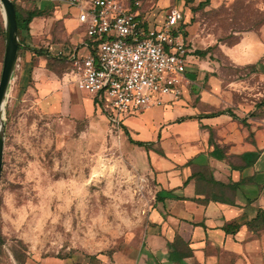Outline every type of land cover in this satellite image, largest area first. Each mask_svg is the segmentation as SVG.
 I'll list each match as a JSON object with an SVG mask.
<instances>
[{
	"label": "rangeland",
	"instance_id": "obj_1",
	"mask_svg": "<svg viewBox=\"0 0 264 264\" xmlns=\"http://www.w3.org/2000/svg\"><path fill=\"white\" fill-rule=\"evenodd\" d=\"M141 3L136 12L156 25L164 23L171 5L182 4L186 40L193 52L208 50L205 56L193 53L202 66L196 69L201 72L197 82L207 88L205 77L211 73L234 105L264 109V0H211L203 7L198 0ZM18 5L25 12L41 3L22 0ZM48 6L32 22L31 34L22 33L25 43L46 51L78 47L82 27L72 40L55 14L61 3ZM4 52L0 2V77ZM59 82L73 93H88L71 74L65 52L47 58L20 45L5 106L0 264H168L172 255L161 260L155 245L162 238L153 235L149 222L155 180L132 141L137 139L110 119L114 112L107 100L92 93L94 110L81 102L73 111L55 108L62 94V86L55 85ZM197 87L192 83L190 93ZM251 233L239 263L264 264V225ZM229 259L228 264L237 262L235 256Z\"/></svg>",
	"mask_w": 264,
	"mask_h": 264
},
{
	"label": "crops",
	"instance_id": "obj_2",
	"mask_svg": "<svg viewBox=\"0 0 264 264\" xmlns=\"http://www.w3.org/2000/svg\"><path fill=\"white\" fill-rule=\"evenodd\" d=\"M15 1L18 5L22 0ZM124 1L134 10L140 7L135 1L142 4V0ZM38 2L41 6L32 9L44 10L51 8L47 7L50 3H61L55 14L72 40L79 38L76 28L83 29L78 47L55 51L57 48L51 46L50 52L55 56L65 52L69 57L76 50L79 54L88 53L85 42L89 39L76 17V8L66 0ZM175 5L184 10L182 4ZM38 17L30 23V34L32 22L39 20ZM193 53L187 72L191 82L184 88L182 97L174 103L129 115L119 128L127 130L134 139L147 142L134 145L144 154L155 180L149 222L153 225V235L162 238L156 241L160 246L155 245L162 252L161 260L166 261L172 255L168 264H228L229 256H235L237 262L233 264H240L252 234L248 221L259 210L264 211V109L257 105L253 109L245 104L234 105L220 90L219 78L211 73L205 77L208 87H202L197 82L201 72L199 75L196 71L202 66L193 59ZM192 83L198 84V92L193 94ZM56 84L62 86L59 87L62 94L55 98V108L61 105L73 111L78 102L90 110L96 108L90 92L73 93L69 85ZM228 223H239L240 227L229 232L225 228ZM259 223L263 226V220ZM181 243L187 244L192 253L180 256Z\"/></svg>",
	"mask_w": 264,
	"mask_h": 264
},
{
	"label": "built area",
	"instance_id": "obj_3",
	"mask_svg": "<svg viewBox=\"0 0 264 264\" xmlns=\"http://www.w3.org/2000/svg\"><path fill=\"white\" fill-rule=\"evenodd\" d=\"M88 41V53H70L79 88L107 100L110 119L178 101L191 82L193 52L185 38L184 10L171 5L156 25L124 0H66ZM135 4L140 5L139 1Z\"/></svg>",
	"mask_w": 264,
	"mask_h": 264
},
{
	"label": "water",
	"instance_id": "obj_4",
	"mask_svg": "<svg viewBox=\"0 0 264 264\" xmlns=\"http://www.w3.org/2000/svg\"><path fill=\"white\" fill-rule=\"evenodd\" d=\"M5 20V52L0 77V177L2 174L5 147V106L8 91L16 68L20 39L17 10L14 0H0Z\"/></svg>",
	"mask_w": 264,
	"mask_h": 264
},
{
	"label": "trees",
	"instance_id": "obj_5",
	"mask_svg": "<svg viewBox=\"0 0 264 264\" xmlns=\"http://www.w3.org/2000/svg\"><path fill=\"white\" fill-rule=\"evenodd\" d=\"M15 1V0H14ZM191 0H188V2ZM211 0H201L198 3V7H203L206 4L210 3ZM16 10H17V22H18V33H19V39H20V45L25 46L27 49H30L31 51H33L35 54H45L47 55V57H55V55H53L50 51H46L42 48H37V47H33L32 45L25 43L24 41V36H22V33L25 32L26 35H30V23L33 20V18L35 16L38 15H42L43 14V10L42 9H32V10H27L25 12L21 11L20 8L18 7L16 1ZM187 23V20L185 19V24ZM207 49H197L194 52L200 56H205L207 54ZM66 60L67 62L71 65L72 68V64H71V60L69 57V54H66ZM50 64V60L48 61V66ZM126 133H128L126 131ZM130 140L131 137L128 136ZM134 142H136L139 145H143L144 143L142 141L139 140H132ZM262 218V219H261ZM264 211L259 210L257 216H255L253 219L248 221V225L250 227V230L255 231L257 229H260V227H262L259 223L260 220H263V225H264ZM240 227L239 223H228L226 224L225 228L227 231H236L238 228ZM182 244V243H181ZM179 247V246H178ZM182 249L178 250V254L180 256H186L192 253L190 247L186 244H182L181 245Z\"/></svg>",
	"mask_w": 264,
	"mask_h": 264
}]
</instances>
